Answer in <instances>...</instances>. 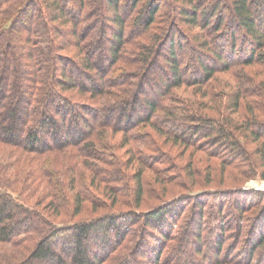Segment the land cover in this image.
Returning a JSON list of instances; mask_svg holds the SVG:
<instances>
[{"label": "trees", "instance_id": "1", "mask_svg": "<svg viewBox=\"0 0 264 264\" xmlns=\"http://www.w3.org/2000/svg\"><path fill=\"white\" fill-rule=\"evenodd\" d=\"M14 1L16 3L12 5ZM92 1L0 0V142L11 145L17 153L18 149L22 151L15 155L17 161H0V264H150L149 262L151 264H186L194 258L189 254L185 255V246L189 243L190 237L199 238L202 232L205 235L209 234L208 242L211 243L212 254L205 255L199 264H221L222 262L219 263L218 260L223 251L226 250L225 252L230 255L234 251L235 240H237V249L240 237L245 238L246 234L251 232L252 224L264 232V210L253 216L254 221L251 219V227L248 226L246 217L240 219L246 204H255L254 198L264 200V190L254 189L255 191L248 193L249 195H242L240 191H220L215 193V196L207 198H205L206 195H202L203 193L194 194L198 197L193 198L189 212L185 210L188 204L173 203L174 200L164 201L159 209H147L141 212L145 188L143 186L144 171H140V167L144 170L148 166L142 158L137 156L138 151L134 149V145L138 141L133 142L136 138L132 139L131 134L123 131L124 140L119 145L125 148L132 144L133 149L127 150L128 157L137 156L136 162L139 168L135 172L133 184L132 180L128 183L124 182L126 190L131 188L133 199L130 208L133 209L128 212L114 211L116 204H119L118 196L117 193L112 192L105 181L116 182L120 180V175L124 178L125 170L122 173L119 170L118 160L113 156L106 157L103 152L112 153L114 147L108 142L109 130H115L119 125L111 124L105 117L103 122L99 121L91 125L93 122L90 123L81 113H84L83 109H86L90 111L89 114L98 117L97 108L86 107L77 101L84 96L101 101L103 97L109 95L108 78L99 76L100 82L97 83L95 79L98 75L89 78L88 73L96 72L98 64L92 62L91 54L86 53L84 46L88 47L94 42L95 45H101L105 51L107 43L100 42L98 39L100 35L104 37L105 33L97 34L96 31L93 33V39L86 43V35L78 34V29L87 26V24L82 25L84 20L93 24L88 25L86 29L102 25L100 14L108 15L107 18L110 20L108 29L116 27L119 35L114 34L115 42L108 46L106 52L100 51L104 56L107 53L110 57L108 59H111V63L108 61L104 63L101 60L100 68L111 71V67L115 66L120 58L125 18L124 11L119 9L120 0H105V9L101 4L97 7V2L91 4ZM131 1L134 3L133 10H138V6L144 3L141 16L136 18L137 25L145 27L147 24L152 25L160 9L157 0ZM176 1L182 4H196L195 0ZM203 1L207 4L205 17L210 15L208 16L210 21L217 16L215 28L218 29V33L221 32L224 26L222 15H219L222 1L216 4H211L212 0ZM230 3L228 7L233 17L231 26L237 28L233 32L228 31L230 27L228 30H223L226 33L221 36L223 43H229L231 39V47L236 49L235 39L240 38V30L243 29L245 36L247 34L253 42V44L250 42V45L264 49V0H230ZM201 5L205 4L199 6ZM88 7L92 10L90 11ZM191 11L195 13L193 15L198 13L195 9L190 11L182 9L180 13L182 19L183 15L191 17L190 19L186 17V22L192 26V24H198V21L196 16L191 15ZM205 27L207 28L208 25ZM92 31H94L93 28ZM63 35L67 36L68 42L71 39L74 40V46L78 50L77 55H83L85 60L74 62L65 56L63 52L69 48L72 49V45L70 46L61 38ZM156 35L158 41L154 49H157L163 41L159 33ZM197 40H200L199 46L202 44L205 47V50L197 52L195 56L201 58L197 61L200 62L202 76L207 80L215 79L214 75L219 74L220 71H230L229 62L234 66L232 56L226 57L220 52L216 56L213 53V57H209L212 68L206 63V58L202 57L206 56L204 53H208L207 50L211 48L215 40L208 39L202 33L197 36ZM182 42H186V38H183ZM182 42L175 44L170 41L171 46L167 48L170 52L166 55H169V59L173 62L172 72L176 78L173 87H165L164 95L165 98L168 95L171 98H167V102L162 100L153 101L151 104L143 102L144 109L141 113H137L138 116L135 115L136 108L131 113L128 109L123 117L127 119L126 130L134 125H149L165 140V143L173 147L178 143H184L174 138L180 132L182 136L191 140L198 136L209 138L211 141L217 139L216 142L226 138L228 140V137L236 139L234 132L230 131L224 122L215 125L211 118H204L201 113H195L196 116L189 119L188 116L182 124L180 123L182 118H179L181 114L178 117L177 110H169L171 106L167 103L177 99L175 96L173 98L172 89L181 87L184 83L179 70L180 60L175 58L182 53L184 47ZM229 49L228 46V53ZM257 53L259 52L251 49L249 56L244 55L238 64L246 67L256 64L264 70V54ZM223 57L228 61H223ZM144 61L150 64V56ZM125 73L130 75L132 72ZM82 78L90 79L91 83L95 82L96 85L87 86L81 82ZM240 78V85L228 100V109L233 112L240 109L242 99L252 95L254 88L259 89V94L263 93L264 99V81L259 86L250 85L252 89H247L246 83L250 80H247L245 76ZM108 80L112 83L110 79ZM135 103L140 104L137 98ZM117 104L122 105V101L114 98V105ZM192 106L194 107L192 104L189 107L192 108ZM248 107L251 106L248 104ZM187 111L189 115L193 112ZM145 114L147 118L143 119ZM157 114L164 120V125L161 127L151 121ZM227 123L236 129H240L242 125L235 121ZM248 129L245 128V131ZM226 130L230 131L229 134ZM259 135L256 134L254 139L249 136L244 138L256 143L260 140ZM140 141L144 142L142 139ZM235 143L234 140H229L230 155L227 154V156L240 160L241 145ZM8 149L4 148L3 151H10L11 154L12 149ZM242 153L247 154L248 157L251 154L248 151L247 153L242 151ZM256 154L260 157L261 178L264 180V149H258ZM107 165L114 170L109 172ZM84 168H88L87 171L92 170V175L86 174ZM87 175L89 182L85 185ZM101 184L104 185L102 189ZM93 192H100L109 199L114 198L115 206L110 208L114 212L98 214V202L102 204V201L99 197L95 198ZM218 196L220 197L217 198ZM38 205L43 206L46 212ZM89 213L94 215L89 216ZM242 222L244 224L240 225ZM233 224L235 228L231 227ZM140 229L141 234L134 235ZM150 229L158 230L159 239H154L153 242L148 241V236L152 233ZM189 231L191 232L188 233ZM227 231L233 235L234 239L231 242L228 240L230 237L224 235ZM251 233H248L245 245H241L243 249H246L249 244H253L249 250L250 260L247 264H252L251 261L255 257L258 260L257 264H263L264 233H261L255 242H253L254 238L251 242L249 236ZM127 240L130 242L124 245ZM113 241L116 242L115 245ZM147 243L149 247L152 246L151 250H147L149 248ZM196 248H198L197 244ZM257 250L262 253L258 254ZM224 259L227 262L229 260L226 256Z\"/></svg>", "mask_w": 264, "mask_h": 264}, {"label": "rangeland", "instance_id": "2", "mask_svg": "<svg viewBox=\"0 0 264 264\" xmlns=\"http://www.w3.org/2000/svg\"><path fill=\"white\" fill-rule=\"evenodd\" d=\"M221 1L223 5L222 9L219 12V15H222L224 26L221 32L218 33V29L215 28L218 17L216 16L210 21L208 19V16L210 15H207L205 17L204 13H206L207 4L204 3L203 0H195V5H189L187 3L182 4L181 2H177L176 0H157V3L159 5L158 7H160L159 12L154 17V23L150 26L147 24V27H145L144 25L138 26V23L136 22V18L138 16H141L144 3H141L140 6H138V10H133V1L120 0L119 9L122 12L124 11L125 18L124 38L123 45L120 47L121 51L119 61L115 66L111 67V71H107V68H104L102 70L100 68L102 66L101 60H103L104 63H106V61L111 63V59H108L110 58L108 54L106 53L104 56L100 51H102L103 53L106 52L108 46L114 44V34H117L116 27L113 26L110 27L111 29H108V27L110 26V20L107 18L108 15L104 14L101 16L100 14L99 18H101L102 25L94 27L92 26L91 28L88 27V29H86L88 25L93 24H90V21L84 20L82 25L87 24V26H83V28L78 29V34L86 35V43L89 40L93 39V33L95 31L97 34L105 33L104 37L103 35H100V37L98 38L100 39V42L107 43L105 45V51L101 45H95L94 42L90 43L88 47L86 45L84 46L86 47V53L91 54L92 62L94 61L98 64L96 72L88 73V75H90L89 78L91 79V77H93L94 75H98V78L95 79L96 83L98 81L100 82L99 76L104 77V79H110L112 83H110V81L107 79V82L110 84V87L108 89L109 95L105 98L103 97L101 101H99L98 99L97 101L92 100L91 97L87 96L81 97L79 98L80 100L77 101L80 102V104H84V106L86 107L93 106L91 108H97L96 111L98 113V117L96 115L89 114L90 111L86 109H83L85 110V112L81 113L87 118L90 123L93 122L91 125L99 123V121L103 122L104 117L107 119V121H110L111 124L116 126L119 125L115 130H109L110 140L108 142L112 147H114L113 151H111L112 153L103 152V155H106V157L113 156L116 158V160H118L119 170L122 173H124L125 170L124 178L122 175H120V180H116V182H106L104 180L105 183L109 184L112 192L114 194L117 193L119 204H116L117 207L114 210L115 212H128L133 209L130 208V205H132L131 201L133 199L132 191L130 190L131 188L126 190L124 182L128 183V181L132 180L133 184V179L136 177L135 172L139 168L136 162V159H138V157L142 158L145 164H147L146 166H148L147 168L145 167L144 170L140 167V171H144L143 186L145 188V197L141 207V212H144L147 209H159L162 207L159 206L162 205L164 201L169 202L170 200H174L173 203L182 202V204L184 205L188 204L185 210L189 212L191 208L190 204H192L193 198L198 197L194 194L203 193L202 195H206L205 198H207L212 197L213 195L215 196V193H220V191H240V194L247 195L248 193L255 191L254 189L264 190V180L261 178L262 168L260 157L256 154L258 149H264V147H261L264 146L263 93H260V95L258 92L259 89L254 88V92L252 93V95H249L242 99L240 109L238 111L233 112L228 109V100L232 96L234 90L241 83L240 76H245L248 78L247 80H250V82L246 83L247 89H252V85L255 87L259 86L264 81V70L262 69V67H259L256 64L250 67L238 64L239 60L241 61V58H243L244 55L249 56L251 49L259 52L257 54H264V49H259V47L255 48V46L250 45V42L252 41L250 37L247 36V34L245 36V31L243 29L240 30V38H236L237 40L235 39L237 46L236 49H233L231 47V39L229 43H223V38L221 36L226 35L223 30H228V28L230 27L228 31L231 30L233 32L237 27L231 26L233 17L231 9L230 7H228L231 4L230 0H212L211 4L221 3ZM93 2H97V7H99L100 4L103 5V9H105V0H93L90 3L94 4ZM15 3L16 2L14 1L12 5ZM200 4L205 5L199 6ZM195 6H198V8H195ZM88 8L90 11L92 10L90 7ZM182 9H187L189 11L195 9V12L198 13H196V15H193L195 13L191 11V15L196 16L198 24H192V26L189 25V23L186 22V19H190L191 17H187L188 15H183L182 19L180 13ZM207 25L208 27L206 28L205 26ZM92 28L94 29V31H92ZM158 33L160 39L161 37H163V41L157 49H154L155 44L158 41V37L156 35ZM166 33L167 35H165ZM200 33L205 35L208 39L212 38V40H215V42H213V44L211 45V48L207 50L208 53H204L206 56H202L203 58H206V63L208 64V66L210 65L209 57H213V53L218 56L217 53L220 52L226 57H228L229 55L232 56L231 59L233 60L234 66L231 65V62H229V65L231 67L230 71H220L219 74L214 75L215 79L209 78L207 80V78L202 76L203 71H201L199 67L200 62H198L201 60V58H199V56L195 57L197 52H202L203 50H205V47L202 46V44L201 46L198 45V41L200 40H197V36H200ZM215 33H217V35H215ZM61 38L69 43L70 46L72 45V49L69 48L66 50V52H63L68 59L74 62L82 59L85 60L83 55H77L78 50L74 46V40L71 39L68 42L67 36L65 35L61 36ZM183 38H186V42H182ZM170 41L175 44L182 42L184 46L182 49V53H180L181 55L179 57L175 56L178 61L180 60L181 65L179 64V70L182 82L184 83L183 86L172 89L173 91L171 94L173 95V98L175 96L177 99L175 98L176 100L169 101L167 103L169 104V106H171L169 110H177L178 117L181 114L179 118H182V120L180 121V123L182 124L185 120H187L188 116V119L196 116L195 113H201V116H203L204 118H211L215 125H217L216 123L220 125L224 122L226 125H228L229 130L234 132L237 140L235 138L229 139L228 137V140L226 138L221 140L220 142H216L217 139L211 141L209 138L206 139L202 138L201 136H198L196 139L191 140L190 138L182 136L180 132L179 134L173 133L176 134L174 138H178L180 142L184 143H178L175 147H173L169 143H165V140L160 137L159 134L156 133V131L153 130V128L149 125H134L131 129L126 130L127 119H124L123 117L126 115L128 109V112L131 113L133 112V109L136 108L135 115H137V113H141L144 109L143 102H146L147 104H151L153 101L159 102L160 100H162L163 102H167L166 99L171 98L169 95L165 98L164 95L165 87H173V83L175 82L174 79L176 78L172 72L173 62L169 59V55H166L170 52V50L167 49L171 46V44H169ZM100 42H98V44H101ZM228 46L230 48L229 53L227 51ZM148 56H150L151 59V61L149 62L150 64L145 63L144 61ZM223 61L227 62L228 59L223 57ZM193 62L195 63L193 64ZM210 66L212 68V65ZM69 69L70 68H68L67 70L69 71ZM126 71L132 73L130 75H127L125 73ZM197 74H200V76H197ZM90 79L82 78L81 82H84V84H86L87 86H89L90 84L96 85L95 82L91 83ZM118 79H121L122 81H119ZM126 91L127 93H124ZM114 98H117L118 101H122V105L118 106L117 104L115 106ZM136 98L138 99L140 104L135 103ZM9 102L10 100L8 101V103ZM191 104L194 105V107L192 106L193 109L190 108ZM248 104L251 107H248ZM187 110L193 111L192 113H190L191 115H189V111ZM146 114L143 119L147 118ZM139 116L142 115L139 114ZM119 121L122 122L119 123ZM151 121L159 127H161V125H164L163 117L159 114L155 115ZM228 121H235L236 123L238 122L242 124L240 125V129L242 131H240L239 128L236 129V127H232L231 125H229L227 123ZM226 127L227 126H225V128ZM245 128L249 129L245 131ZM117 129L122 131H116ZM229 130H226L227 133L230 132ZM123 131H127L128 134H131L132 139H134V137L136 138V140H134L133 142L136 143L138 141L136 145H134V149L138 151V157H135V155H133L134 158L128 157L127 150L133 149L132 144H129L128 147L125 148L120 147L119 144L124 140ZM86 132L88 133V130ZM256 134H260V140L256 143L251 139L244 138L249 136L254 139L256 138ZM140 139H142L144 142L140 141ZM229 140H234V142H236L235 144L241 145L239 147L240 160H235L236 158L227 156V154L230 155L228 151L230 149ZM154 141L158 143L155 144ZM140 142H142V144ZM4 148L7 150H9L8 148H11L12 153L10 154V151L4 152ZM242 151H245L246 153L248 151V153L250 152L251 154L248 157V155L242 153ZM20 152H22L21 149L20 151L18 149L17 153V151L11 145H5L0 142V161H17L15 155L19 154ZM11 155L13 157H9ZM83 170L86 171V174L88 175L92 173V170L90 171V169V172L87 171L88 168H84ZM107 170L111 172L114 169L108 166ZM88 175L85 185H87L89 182ZM106 176L107 175L105 174V178ZM78 181L79 179L77 178V182ZM67 183L68 181L66 180V186ZM75 186L76 183L74 182V187ZM102 186L104 187V185L101 184V189ZM93 194L95 198L99 197L100 201H102V204L98 202V214H101L102 212H105V214H107L112 211V209L110 208L111 206H115L114 198L109 199L108 197L100 194V192H93ZM219 197L220 196H218L217 198ZM254 200L255 204L245 205L246 208L243 210L242 216L240 218L242 219L243 217H246L248 220L247 223L249 224L248 226L250 227L251 219L252 221H254L253 216L259 214L260 211L264 210V200L262 199L260 201L258 200V198H254ZM224 201L225 203H228V201ZM38 207L45 211L43 206L38 205ZM92 215L94 214L89 213V216ZM143 222L142 226L144 225ZM232 223H234V221ZM241 224L244 223L242 222L240 223V225ZM142 226L141 229L143 228ZM231 227L235 228V224H233V226ZM141 229L139 232L135 230L137 232H135L134 235L141 234ZM150 230L152 231V233L149 234L148 241L153 242L152 240L159 239V235L157 232L158 230ZM250 230L252 233H248H251V235H249L251 237V242L252 238H254L253 242H255L256 238H258L261 233H264L261 232V230L255 228L253 224ZM190 232L191 231H189L188 233ZM229 232L230 231L225 232L224 235L225 237H230L228 240L229 242H231L234 238L232 237L233 235L231 234V232L230 234ZM248 233L246 234L245 238L243 236L240 237V244L237 246V249V240H235V247H233L234 251H232L230 255H228L227 252H225L226 250H224L218 262H222L221 264H247L250 260L249 250L253 246V244H249L246 249H243L241 245H245V243L247 242ZM208 240L209 234L205 235L203 234V232L201 233V237L199 238L194 239L190 237L189 243H187V246H185V255L189 254L192 256V258H194L193 261H191L192 264H199V262L203 261L205 255L212 254L210 248L212 246L211 243L208 242ZM129 242L130 240H127L124 245L128 244ZM112 243L113 245H115L116 242L113 241ZM196 244L198 245L199 249L196 248ZM147 247H149L148 243ZM151 247H149L147 250H151ZM257 253L260 254L262 253V251L257 250ZM224 256H226V258H229L228 262L224 259ZM142 258L144 259V257ZM257 261L258 260L255 257L251 262L252 264H257ZM149 263L151 264V262ZM190 263L188 262L186 264Z\"/></svg>", "mask_w": 264, "mask_h": 264}]
</instances>
